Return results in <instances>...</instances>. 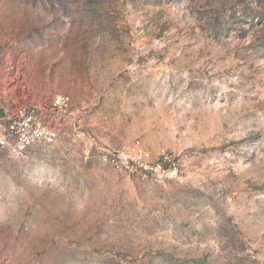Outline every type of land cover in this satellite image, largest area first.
Masks as SVG:
<instances>
[{"label":"rangeland","instance_id":"1","mask_svg":"<svg viewBox=\"0 0 264 264\" xmlns=\"http://www.w3.org/2000/svg\"><path fill=\"white\" fill-rule=\"evenodd\" d=\"M54 94L58 140L0 149V264H264V0H0V107Z\"/></svg>","mask_w":264,"mask_h":264},{"label":"built area","instance_id":"2","mask_svg":"<svg viewBox=\"0 0 264 264\" xmlns=\"http://www.w3.org/2000/svg\"><path fill=\"white\" fill-rule=\"evenodd\" d=\"M70 108L71 100L65 94L52 95L49 104L44 108L29 104L17 105L14 101L1 106L0 149L21 154L31 148H47L53 145L66 125ZM128 152L137 164H141L148 157V153L138 142L133 143ZM116 155L119 158V154ZM116 155H113L111 162L119 167L122 162ZM120 156L124 160V154L121 153Z\"/></svg>","mask_w":264,"mask_h":264}]
</instances>
